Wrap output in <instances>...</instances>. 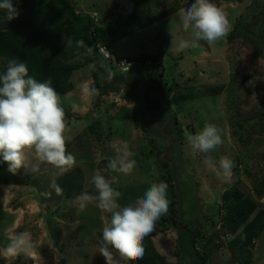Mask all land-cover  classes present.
<instances>
[{
	"label": "rangeland",
	"instance_id": "rangeland-1",
	"mask_svg": "<svg viewBox=\"0 0 264 264\" xmlns=\"http://www.w3.org/2000/svg\"><path fill=\"white\" fill-rule=\"evenodd\" d=\"M72 1L77 11L93 14L99 22L106 19L113 2ZM155 1L150 0L153 7L150 15L155 12ZM160 1L165 8L179 5L181 10L104 50L102 55L105 59L97 58L98 62L75 72L72 81L76 90L61 97L62 107L71 115L64 133L66 145L70 143L76 160L70 171L76 167L84 171V192L93 190L92 177L99 170L111 181L113 188L134 186L139 195L143 193V187L151 186L165 174V168L156 156L149 158L143 154L145 148L147 151L153 149L150 139L156 138L164 152L161 160L171 163L176 178L180 221L198 226L204 237L209 238L214 230H219L211 222L220 220L223 194L234 185L264 208V196L257 194V188H264V39L258 37L264 26V17L261 16L258 25H254L255 17L263 11L264 0L215 1L229 21L228 35L212 43L195 40V46H192L194 37L191 30L183 29L179 18L189 4L181 0ZM145 11V15H149L147 9ZM238 20L248 25L257 36L248 34V40L230 41L228 36ZM181 40L189 41L190 46L178 50ZM259 50L263 54L257 55ZM144 55L159 58V65L166 70L164 83L169 82L168 89L193 93H205L221 86L225 89L219 95L203 94L181 109L172 105L169 110L170 107L163 104L161 110H154L143 117V86L149 79L157 77L160 68L149 63H128L124 59ZM94 56L90 51L73 62L84 63ZM94 71L99 73L101 85L106 87L107 93L98 91L95 95L86 96L82 89L92 86ZM168 89L164 92V100H171L174 95ZM153 97L161 100L159 94ZM174 115L183 129L182 134L173 124ZM90 121L95 125L93 132L88 126ZM202 121L205 123L200 126ZM143 122L147 130L141 126ZM188 123L198 131L206 123L215 124L221 130L223 143L207 154L192 150L185 137V132L190 133L186 128ZM172 126L175 128V140L167 129ZM124 145L135 154L131 158L136 165L129 174L108 167L109 161L117 159L120 155L118 149ZM205 155L217 162L221 157L230 158L234 163L231 175L225 177L218 165L206 167L203 163ZM28 156V168H21L17 174L26 180H35L40 186H0V250L7 247L10 236L27 231L31 234V251L15 257L0 255V264H105L99 254V244L102 228L110 220V214L103 213L95 202L81 208L74 204V198L56 200L50 184L66 173L54 175L51 165L36 160L32 152ZM176 164L179 170H176ZM39 188L46 194V203ZM171 190L168 188L167 197L171 196ZM131 203L119 204L123 207ZM164 214L167 216L168 211ZM163 224L167 225L160 216L150 232L156 234L153 238L156 249L166 263L191 264L194 257L187 243L182 245L176 230L162 234ZM231 239L227 235L221 240L215 239L216 246H208L212 249L208 252L209 264H240L235 251L228 248ZM198 246L206 252L205 240L200 239ZM250 264H264V234L252 250Z\"/></svg>",
	"mask_w": 264,
	"mask_h": 264
},
{
	"label": "trees",
	"instance_id": "trees-1",
	"mask_svg": "<svg viewBox=\"0 0 264 264\" xmlns=\"http://www.w3.org/2000/svg\"><path fill=\"white\" fill-rule=\"evenodd\" d=\"M178 0H175V2ZM189 5L194 0H181ZM220 2H236L237 0H213ZM14 6L19 9V16L6 23H0V74L6 71L7 62L10 59H18L26 62L29 75L38 82H44L47 79L52 80V86L60 94L61 97L76 90V86L72 81L75 72L84 68L88 64L98 62L97 58L103 57L102 50L111 49L113 45L120 39L129 37L135 32L144 29L146 26L162 21L170 16L177 14L181 9L179 5H171L167 8L163 7L160 0L155 1V12L150 15L152 6L150 0H113L111 7L106 14V19L99 22L98 19L90 13L79 12L73 5L72 0H13ZM147 12L149 15H145ZM3 16L0 11V17ZM261 16L264 17V8L254 21V25H258ZM248 34L253 35L254 31L250 30L248 25L238 20L233 25L228 38L230 41L244 38L248 40ZM257 36V34H254ZM260 39H264V26L258 33ZM94 52V58L87 59L84 63L73 62L78 56ZM257 55L263 54L259 50ZM105 59V57H103ZM112 62V58H109ZM128 63L155 64L160 68V72L156 78L149 79L143 86L142 103L144 110L142 116L154 110H161L163 104L167 107L176 105L178 108H184L187 103L196 101L203 94L219 95L225 89L224 86L207 91L205 93L186 92L182 89L166 88L169 87V82L164 83V74L166 70L159 65V58L151 55L139 57H128L124 59ZM102 61V60H99ZM94 87L101 93L106 94V87L101 85L100 75L97 71L93 72ZM245 78H250L245 76ZM178 85L175 83V87ZM174 92L171 100H164V92ZM159 94L161 100L154 99V95ZM168 109V108H167ZM65 111V110H64ZM71 115L65 111V122L68 123ZM174 126L180 134L181 128L177 116L172 117ZM90 121L88 126L93 132L95 125ZM205 122L202 121L200 126ZM145 122L141 126L145 128ZM239 126L241 124L238 122ZM173 127V126H172ZM167 128L169 136L173 138L175 128ZM190 133L195 134L199 129L194 128L191 123L187 127ZM147 130V129H146ZM149 134L150 132L147 131ZM238 134V133H236ZM175 140V137L173 138ZM150 144L153 149L143 151L146 157L156 156L161 165L165 168V174L158 178L155 183L161 181L171 188V196H168L169 207L168 214L161 215L162 221L167 225H162V234H166L170 230H176L180 235L182 245L187 243L191 254L194 257L191 264H209L210 258L209 245L216 246L215 239L230 235L232 239L229 241L228 248L238 255L240 264H250L252 250L255 248L257 241L264 234V208H260V203L252 197L246 196L245 193L234 185L227 189L222 197V206L220 212V220L211 222L214 228L219 227V230H214L213 235L209 238L204 237V232L198 226H192L188 223L181 222L177 209V193L175 187V176L171 163L163 161L161 158L164 155L159 140L156 138L150 139ZM66 149L71 153L70 143L66 145ZM178 164V163H177ZM176 164V170H179ZM55 183L62 189L60 194L55 191V199L66 201L79 196L85 190L86 177L84 171L80 167L74 168L72 171L58 178ZM94 185V184H93ZM0 186H20V187H39L40 185L35 180H26L19 174L7 171L6 164H0ZM150 186L143 187V193H136V187L121 186L114 188L122 193L118 199V203L135 202L137 197H142L144 192ZM39 193L44 197L43 202L46 203V194L43 189L39 188ZM89 194H96V189L93 186L92 191H87ZM259 197L264 196V188H257ZM154 233H149L143 240L142 246L144 252L135 261H130L129 264H171L166 263L163 255L156 249L153 238ZM205 240L207 247L203 252L199 246V240ZM56 244L59 242L56 240ZM209 252V253H208ZM189 261V259H187Z\"/></svg>",
	"mask_w": 264,
	"mask_h": 264
},
{
	"label": "clouds",
	"instance_id": "clouds-1",
	"mask_svg": "<svg viewBox=\"0 0 264 264\" xmlns=\"http://www.w3.org/2000/svg\"><path fill=\"white\" fill-rule=\"evenodd\" d=\"M0 11L3 13L0 23L10 22L19 16V9L14 6L13 0H0ZM179 18L183 29L191 30L194 37L192 46H195V40L212 43L228 35L229 21L213 0H194ZM189 46V41L181 40L178 50ZM82 93L92 96L97 94V89L84 86ZM65 131V111L52 80L38 82L29 75L25 61L10 59L6 71L0 74V164H6L7 171L15 174L21 168H28V153L32 152L36 160L51 165L54 175L67 173L75 166L76 160L66 149ZM185 137L192 150L205 154L223 143L221 130L212 123H206L195 134L185 132ZM118 151L120 155L109 161L108 167L125 174L131 173L136 165L131 157L135 154L127 145ZM203 163L208 168L218 165L225 177L231 175L234 167L228 157H221L217 162L205 155ZM32 170H36L35 166ZM92 183L96 194L83 192L73 202L81 208L95 202L98 209L110 214V220L102 228L99 254L105 264H125L137 260L144 252V238L153 230L156 220L168 211L167 184L163 181L153 183L142 197L122 207L118 203L122 193L114 189L111 181L99 170L95 171ZM50 188L57 194L62 191L54 180ZM29 251L31 234L24 231L10 236L7 247L0 250V255L15 257Z\"/></svg>",
	"mask_w": 264,
	"mask_h": 264
}]
</instances>
